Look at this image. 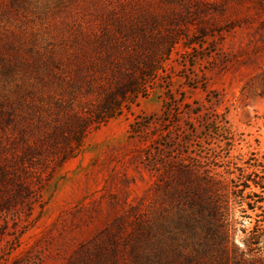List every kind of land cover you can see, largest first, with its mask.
I'll list each match as a JSON object with an SVG mask.
<instances>
[{"label": "rangeland", "instance_id": "1", "mask_svg": "<svg viewBox=\"0 0 264 264\" xmlns=\"http://www.w3.org/2000/svg\"><path fill=\"white\" fill-rule=\"evenodd\" d=\"M72 2L63 1L77 7L71 19L84 20L83 2ZM189 6L192 25L147 95L87 135L28 219L13 227L0 217V264H132L141 228L164 244L180 231L201 240L194 194H180L192 179L224 185L219 200L239 245L264 224V189L250 182L264 179V0ZM50 7L26 14L38 47L60 33L62 9Z\"/></svg>", "mask_w": 264, "mask_h": 264}, {"label": "trees", "instance_id": "2", "mask_svg": "<svg viewBox=\"0 0 264 264\" xmlns=\"http://www.w3.org/2000/svg\"><path fill=\"white\" fill-rule=\"evenodd\" d=\"M63 1L0 0V217L5 226L10 221L15 227L41 205L46 186L79 154L91 131L147 95L192 25L189 5L195 0H80L82 21L71 19L77 7ZM52 5L63 12L54 23L60 33L38 47L27 31L26 14H45ZM250 182L264 189V179ZM187 189L198 209L195 221L206 224L204 236L191 242L180 231L164 244L157 232L141 228L133 236L132 264H264V224L254 225L239 245L237 223L219 200L223 184L192 179L180 194ZM183 217L179 220L187 222Z\"/></svg>", "mask_w": 264, "mask_h": 264}]
</instances>
